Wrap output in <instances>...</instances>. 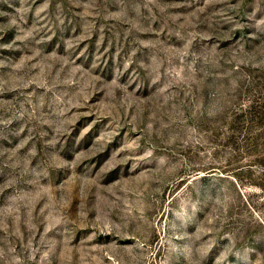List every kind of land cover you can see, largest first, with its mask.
<instances>
[{"label": "rangeland", "instance_id": "obj_1", "mask_svg": "<svg viewBox=\"0 0 264 264\" xmlns=\"http://www.w3.org/2000/svg\"><path fill=\"white\" fill-rule=\"evenodd\" d=\"M0 264H264V0H0Z\"/></svg>", "mask_w": 264, "mask_h": 264}]
</instances>
